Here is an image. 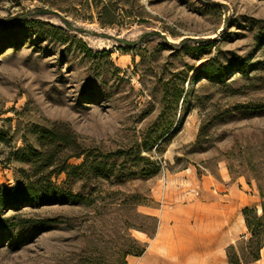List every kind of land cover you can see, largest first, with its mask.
I'll return each instance as SVG.
<instances>
[{"label": "rangeland", "instance_id": "rangeland-1", "mask_svg": "<svg viewBox=\"0 0 264 264\" xmlns=\"http://www.w3.org/2000/svg\"><path fill=\"white\" fill-rule=\"evenodd\" d=\"M207 60L224 72L198 74ZM56 123L93 154H124L51 178L83 202L4 208L0 264L175 261L176 231L201 219L172 213L199 201L187 180L202 174L215 197L234 187L210 260L229 264L250 237L243 208L264 201V0H0V187L32 174L12 152Z\"/></svg>", "mask_w": 264, "mask_h": 264}, {"label": "trees", "instance_id": "trees-1", "mask_svg": "<svg viewBox=\"0 0 264 264\" xmlns=\"http://www.w3.org/2000/svg\"><path fill=\"white\" fill-rule=\"evenodd\" d=\"M223 68V64L215 65L211 60H207L198 74L204 77H217L224 72ZM37 134L38 147L24 146L12 152L16 160L29 166L32 174L24 175L14 185L0 187V229L9 226V219L1 217V211L6 207L30 203L37 205L66 203L71 200L83 202L85 199L72 194L61 185H56L51 178H58L64 174L66 183L72 179H83L87 175L85 168L89 162L96 163L93 168L106 170L107 159L124 154L122 150L106 154L102 152L93 154L87 151L79 135L67 123H56L51 127L41 128L37 130ZM0 138L3 136L0 135ZM80 157L83 158L80 163L69 162L71 158ZM7 160L8 163L11 162V158ZM259 189L263 199L264 187L260 186ZM242 212L250 237L242 241L244 247L241 249L235 244L228 246L229 264H241L242 261L256 262L264 248V201L261 203L260 214L249 207L243 208ZM145 249L146 244H143L127 254L141 256ZM123 264H127L126 261Z\"/></svg>", "mask_w": 264, "mask_h": 264}, {"label": "crops", "instance_id": "crops-1", "mask_svg": "<svg viewBox=\"0 0 264 264\" xmlns=\"http://www.w3.org/2000/svg\"><path fill=\"white\" fill-rule=\"evenodd\" d=\"M224 178V175H223ZM188 186H197L193 189L200 192L199 201L188 203L174 207L172 215L178 217L182 212L190 217L198 214L200 215L201 223L197 230L190 228L189 230L176 231L175 237L179 238L175 246L169 245L165 252L166 256H175V261H166L158 263L154 261H132L127 264H212L211 259L219 257L220 248L222 244V216L220 214L221 198H227L234 190L233 184L229 185V192L220 194L215 197L213 191L217 189V181H212L208 175L201 176L190 175ZM230 221V217H228ZM181 223H186V220H180ZM161 234V227L159 225L156 232V239ZM227 237V236H226ZM153 252V251H152ZM264 249L261 250L260 259L255 263L264 264Z\"/></svg>", "mask_w": 264, "mask_h": 264}, {"label": "bare ground", "instance_id": "bare-ground-1", "mask_svg": "<svg viewBox=\"0 0 264 264\" xmlns=\"http://www.w3.org/2000/svg\"><path fill=\"white\" fill-rule=\"evenodd\" d=\"M263 249H264V248H263ZM263 249H262V250H263Z\"/></svg>", "mask_w": 264, "mask_h": 264}]
</instances>
